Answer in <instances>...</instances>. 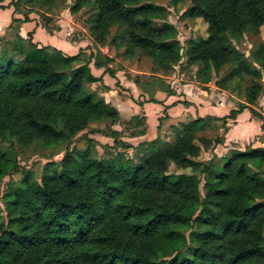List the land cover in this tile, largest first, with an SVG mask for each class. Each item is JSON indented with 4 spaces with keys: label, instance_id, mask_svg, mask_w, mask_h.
Instances as JSON below:
<instances>
[{
    "label": "trees",
    "instance_id": "obj_1",
    "mask_svg": "<svg viewBox=\"0 0 264 264\" xmlns=\"http://www.w3.org/2000/svg\"><path fill=\"white\" fill-rule=\"evenodd\" d=\"M74 1L72 13L94 7L90 26L98 45L105 44L112 27L126 26V52L140 50L159 67L173 68L189 57L190 64L203 63L219 73L234 63L224 88L242 73L258 75L230 43L231 36L257 34L264 26V0H192L186 15L204 19L209 36L190 48L181 47L175 25H153L163 8L150 0ZM13 45L22 58L7 48L0 56L2 140L21 145L41 140L51 147L90 124L120 122L113 105L85 89L100 80L80 54L49 53L51 47L39 46L31 35H18ZM253 61L264 67V46ZM260 91L259 85L250 87L247 105L227 117L186 125L166 150L151 142V155L141 163L122 154L95 159L86 151L67 154L61 171L39 179L26 172L19 186L0 197L6 213L0 220V264H264V176L259 172L264 149L237 150L221 159L224 165L199 160L201 144L207 151L225 141L224 135L202 134L214 121L223 122L227 133L228 119L249 109L264 128V116L251 107ZM119 135L111 132L116 143L130 147ZM170 164L190 173H170ZM17 170L0 150V183Z\"/></svg>",
    "mask_w": 264,
    "mask_h": 264
},
{
    "label": "rangeland",
    "instance_id": "obj_2",
    "mask_svg": "<svg viewBox=\"0 0 264 264\" xmlns=\"http://www.w3.org/2000/svg\"><path fill=\"white\" fill-rule=\"evenodd\" d=\"M74 3V0H59L49 4H44L43 1L39 3L30 0H0V11L5 8H12L13 10L9 28H6V31L0 34V56L4 49L7 48L16 59L22 58V56L13 53V44L17 41L20 25L23 22L31 21V18L33 19L32 22H36L38 26L41 25L44 30L50 33L60 30V24L66 22L73 25V28H69L72 29V31H69L72 33H66L67 38L73 39L75 35H80L84 38L90 39L92 37L95 39L91 33L90 26L91 18L95 13L94 7L89 5L78 13H72L71 8ZM150 3L163 8L153 25L159 28H162L167 23L175 25L178 28V39L181 42V47L190 48V43H197L202 39L208 38V25L204 19H195L186 15L192 5V0H181L178 3L176 0H150ZM126 37V26L116 25L111 28L105 44L98 45L103 51L96 50L97 59L95 65L97 66L100 63L105 68V71L110 74L111 78L108 79L109 86L105 85L103 81H100V84L85 85V89L92 93L93 97L104 98L103 96L101 97V93L105 92L104 90H110V87L117 89L119 93L130 92L125 86L127 81H131L138 87L141 97L146 102H151L153 100L152 94L155 90L161 89L169 94L177 93V91L182 92L186 83L191 82L196 85L199 81L202 84L199 88L207 91L212 98H214V95L225 94L226 92L232 94L237 98L235 108L238 110L242 105H247L249 99L247 90L253 85H259L261 91L258 94V100L251 107L258 114H264L263 109L260 107L261 101L264 100V67L253 61L259 49L264 46V26L261 27L257 34L246 31L239 35L231 36L230 47L243 55V60L258 75L253 77L242 73L229 81L226 84L227 88L222 86V82L235 68L234 63L226 65L219 73H216L215 71L204 69L205 64L203 63L192 65L190 64V58L184 57L178 65L165 69L164 67H159L153 59L140 50L136 49L127 53L128 41ZM31 38L33 40L32 35ZM55 50L57 49L49 48V53H54ZM79 54L83 61L86 62L88 60V55H86L84 50H81ZM116 74H119V77H116ZM195 85L190 87V91H195ZM214 85L216 89L213 88ZM197 92L199 93L200 90ZM225 96L228 95L225 94ZM253 115L257 117L255 114ZM229 120L226 125L228 128ZM120 123L113 126L111 121L106 120L90 124L89 128L72 136L67 142L51 147L46 146L41 140H36L31 145H21L16 139L4 141L0 138V150L6 152L18 168L17 171L1 180L0 197L8 188L19 186L26 172H31L36 179H39L46 172L61 171L63 160L69 153L89 151L95 159H113L117 154H122L126 159H131L136 164L141 163L142 160L151 155L149 151L151 141L143 142L144 139L140 137V132L147 131L148 133L146 118L141 117L133 120L130 124H127V121H120ZM210 127L211 129L206 130L202 134L214 139L216 137L221 138L220 136L224 135L225 127L223 122L216 121L213 126L211 123ZM113 129L121 132L118 136L119 140L130 145V147H125L115 142L114 137L111 136ZM178 136L179 134L177 135L176 132L164 135L167 140L170 137L169 142L163 140L162 146H157L156 150H161L164 146L167 147ZM147 138L153 140L152 137ZM200 147L203 152L199 160L212 159L221 165H224V162L221 161L222 158H229L238 150L237 147H230L225 142L217 146H210L207 151L202 144ZM169 172L181 174L190 173V170H181L176 168L174 164H170ZM259 172L264 176V165ZM5 217V207L0 198V220H4Z\"/></svg>",
    "mask_w": 264,
    "mask_h": 264
},
{
    "label": "crops",
    "instance_id": "obj_3",
    "mask_svg": "<svg viewBox=\"0 0 264 264\" xmlns=\"http://www.w3.org/2000/svg\"><path fill=\"white\" fill-rule=\"evenodd\" d=\"M12 13V8H5L0 11V34L4 33L6 28H9ZM32 20L31 18V21L23 22L20 25L19 35L21 37L26 39L31 34L34 43L44 47L50 46L67 56H77L81 50H84L86 55H88L92 75L109 86L108 79L111 78L110 74L105 71L103 66L95 65L97 59L96 50L99 49L102 52L103 49L98 46L92 37L89 39L75 35L73 39H69L66 37V33H72L69 32L72 31L69 28H73V25L63 22L59 26L60 30L50 33L44 30L41 25L38 26L36 22H32ZM116 77H119V74H116ZM100 81L97 84H100ZM194 85L195 83H186L182 92L177 91V93L172 94L161 89L155 90L152 94L153 100L146 102L138 92L136 84L127 81L125 87L130 92L119 93L117 89L110 87V90H104L105 92L101 93V97L103 96L107 103H110L119 111L120 121H127V124H130L133 120H136L134 118L145 117L148 124V133L147 131L142 132L140 134L141 139H144L143 142H156L157 146H162L163 140L169 142L170 137L168 140L164 137L166 134L176 132L178 135L184 130L186 125L199 118L212 117L222 119V117L229 116L232 110H236L237 98L232 94L226 92L225 94L228 96L222 93L214 95V98H212L207 91L199 88L202 86L199 81L195 85V91H190V87H194ZM213 88L216 89V86L214 85ZM198 90H200L199 93L197 92ZM260 107L264 111V100L261 101ZM229 123L227 133L224 132V138L226 139L224 142L228 146L237 147L239 151H245L247 148L264 149L262 122L249 109H245L240 113L236 120H229ZM117 131L120 132L119 130ZM147 137H152L153 140ZM176 140L177 137L173 143L160 149L166 150L172 147Z\"/></svg>",
    "mask_w": 264,
    "mask_h": 264
},
{
    "label": "water",
    "instance_id": "obj_4",
    "mask_svg": "<svg viewBox=\"0 0 264 264\" xmlns=\"http://www.w3.org/2000/svg\"><path fill=\"white\" fill-rule=\"evenodd\" d=\"M181 54H183V51L181 52Z\"/></svg>",
    "mask_w": 264,
    "mask_h": 264
}]
</instances>
